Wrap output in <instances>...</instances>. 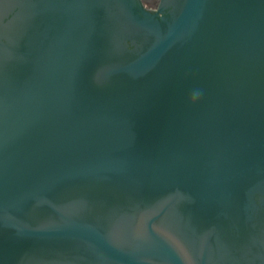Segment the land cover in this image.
I'll list each match as a JSON object with an SVG mask.
<instances>
[{"label": "water", "instance_id": "water-1", "mask_svg": "<svg viewBox=\"0 0 264 264\" xmlns=\"http://www.w3.org/2000/svg\"><path fill=\"white\" fill-rule=\"evenodd\" d=\"M0 264H264V0H0Z\"/></svg>", "mask_w": 264, "mask_h": 264}, {"label": "flooded vegetation", "instance_id": "flooded-vegetation-1", "mask_svg": "<svg viewBox=\"0 0 264 264\" xmlns=\"http://www.w3.org/2000/svg\"><path fill=\"white\" fill-rule=\"evenodd\" d=\"M148 7L155 8L158 5L159 0H143Z\"/></svg>", "mask_w": 264, "mask_h": 264}]
</instances>
